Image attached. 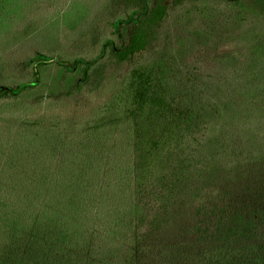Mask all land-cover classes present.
I'll return each instance as SVG.
<instances>
[{"label": "trees", "instance_id": "obj_1", "mask_svg": "<svg viewBox=\"0 0 264 264\" xmlns=\"http://www.w3.org/2000/svg\"><path fill=\"white\" fill-rule=\"evenodd\" d=\"M117 1L95 55L0 85V264H264V91L235 112L229 54L234 85L179 100L144 56L192 0ZM51 65L66 78L28 100Z\"/></svg>", "mask_w": 264, "mask_h": 264}, {"label": "rangeland", "instance_id": "obj_2", "mask_svg": "<svg viewBox=\"0 0 264 264\" xmlns=\"http://www.w3.org/2000/svg\"><path fill=\"white\" fill-rule=\"evenodd\" d=\"M112 2L118 3L0 0V85L15 87L34 79L33 62L38 58L71 60L95 55L99 38L114 33L112 21L118 13L111 11ZM251 7L252 0H192L178 5L162 31V39L144 58L152 62L171 93L181 100L192 96L194 83L205 85L207 91L213 89L215 95H219V85H234L240 77L222 70L229 68L225 57L231 54L236 62L233 66L246 68L244 83H238L244 87L243 96L232 103L238 113L241 102L264 91V18ZM106 65L108 71L117 67L112 61ZM44 70L42 86L29 92L28 100L49 96L55 81L66 78L55 65ZM10 101L0 99V112L9 110ZM221 109L215 108L220 112V117H215L219 122L228 118Z\"/></svg>", "mask_w": 264, "mask_h": 264}]
</instances>
